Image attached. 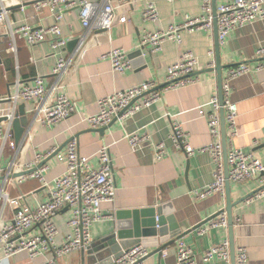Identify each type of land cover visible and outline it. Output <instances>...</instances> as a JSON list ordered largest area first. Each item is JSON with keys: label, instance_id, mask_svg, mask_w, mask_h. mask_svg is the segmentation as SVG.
<instances>
[{"label": "crops", "instance_id": "0c3cea01", "mask_svg": "<svg viewBox=\"0 0 264 264\" xmlns=\"http://www.w3.org/2000/svg\"><path fill=\"white\" fill-rule=\"evenodd\" d=\"M33 1L35 0L25 1L23 4L25 9L20 5L11 7L10 21L18 24L33 16ZM149 1L158 5L160 21L157 23L144 22L141 19L140 5L114 0V3L121 4L118 10L120 22L107 31L93 30L89 35V48L84 58L75 61V65L64 75V91L76 102L77 112L51 128L38 127L34 138L26 147L27 159H30L37 150L48 151L53 147H61L78 134L80 153L91 157L92 164L98 166L97 151L101 145L111 146L113 178L117 190L115 200L103 204V212L112 215V219L94 224L92 228L94 242L91 248L80 249L61 257L58 264H91L95 256L103 258L104 264H109L111 258L122 250L118 246L108 245L107 242L116 228V212L147 207H155L156 214L159 215H175L179 233H185L182 240L196 251V264H225L222 260L205 261L203 252L222 242L227 235L230 240V232L219 227L210 228L207 233L200 235L193 228L225 208L226 187L224 193L198 197L196 192L214 179V162L208 152H199L188 157L184 151H179L175 147L170 137L173 131L172 120L176 119L182 122L189 132L190 143L195 148L210 144L207 118L199 113L198 106L210 101L216 92L219 93L218 71H208L212 63V57L208 52L215 47L214 31L212 35L204 30L183 31L181 44L166 41L160 53L150 54L144 50L139 56L135 51L139 49L141 34L145 28L157 31L171 24L183 22L186 16L196 17L203 12L202 0H177L174 3L167 0ZM231 1L233 0H216V4L218 7ZM28 21L34 26H39L43 20L36 16ZM45 22L50 23L51 20L48 18ZM61 27L63 35L68 38L81 32L83 26L78 10L67 11L61 21ZM2 42L1 95H7L14 89L17 76L29 84H34L38 74L45 76L48 83L55 81L53 68L56 58L52 56L53 52L48 42L30 47L25 41L18 39L17 54L10 51L6 33L2 35ZM262 45L264 19L233 30L226 42L220 46L221 64L224 66L222 77L233 65L240 63L256 65L261 62L262 59L257 56L256 50ZM113 47L126 49L130 54L133 66L124 74L114 73L110 61L100 58V55ZM72 49L67 46L56 52L62 56H69ZM186 49L191 50L199 58L197 69L199 82L169 90L158 102L145 107L137 114L117 118L104 135L98 131H90L91 128L83 119L86 115L97 112L99 98L144 80H154L161 87L167 81V68L175 63L181 52ZM232 89V100L239 107L237 118L239 134L233 143L247 152L256 151L264 162V69L234 79ZM1 105L3 111H8L9 102H3ZM30 108L31 104L25 103L26 113ZM30 116L29 114V118ZM134 131L141 134L147 132L155 141H164L168 146V154L161 161H156L154 149L150 146L133 151L123 137L127 132ZM47 163L50 165V169L46 171L48 178L56 177L66 169V165L60 163L56 156L47 159ZM259 186L258 177H253L243 184L230 182L232 202L248 197ZM22 191L28 193L26 200L31 206L46 198V191L43 188L39 189V184L35 180L26 181L20 188L12 189L13 195H18ZM233 214L235 249L240 246L248 249L249 264H264V197L253 202L246 199L241 201L233 208ZM70 215V210L64 209L56 218L59 228L58 241L64 239V235L69 231ZM237 218L240 221L236 224ZM177 242L166 246L162 253H151L145 264H175ZM44 258L45 256H42L31 260L26 253L17 254L6 259L4 264H38Z\"/></svg>", "mask_w": 264, "mask_h": 264}, {"label": "built area", "instance_id": "2783aa9c", "mask_svg": "<svg viewBox=\"0 0 264 264\" xmlns=\"http://www.w3.org/2000/svg\"><path fill=\"white\" fill-rule=\"evenodd\" d=\"M25 1L27 0H0V47L3 43V33L8 35L9 49L14 54L18 51V39L25 41L30 47L48 42L53 52L52 56L56 58L53 68L56 79L53 83H48L45 76L38 74L34 84H29L17 76L14 89L7 95L0 94V264H4L8 258L24 253L31 260L45 256L38 264H58L61 257L80 249L91 248L94 242L92 235L94 224L112 219V215L103 212V204L114 201L117 190L113 178L111 146L101 145L97 151L98 166L92 164L91 157L80 153L75 135L62 150L59 151L60 147H53L48 151L39 149L30 159H27L26 147L34 138L38 127L51 128L77 112L76 102L64 91V75L75 65V61L84 58L89 48V35L93 30L107 31L120 22L118 10L121 4L114 3V0H35L32 2L34 13L30 18L40 17L42 23L34 26L28 18L24 22L14 24L9 19V10L17 5L25 9L23 5ZM124 1L141 6V19L144 22L160 21L157 3L149 0ZM202 1L201 15L186 16L183 22L171 24L157 31L145 28L141 34L139 49H142V52L146 50L150 54H158L166 41L181 44L183 31L204 30L212 35L215 19L213 0ZM73 9L78 10L83 30L68 38L63 35L61 21L65 18L66 12ZM48 18L51 20L50 23L45 22ZM216 18L219 42L222 45L233 30L264 19V0H233L222 3L217 7ZM71 39H76L77 43L69 56H62L56 52L66 48ZM256 53L262 59L256 65L240 63L225 71L222 77V103L219 93L216 92L210 101L198 106L199 113L207 118L210 144L195 148L190 143V134L183 123L176 119L172 120L173 131L170 137L175 147L179 151H184L188 157L199 152H208L214 162V179L196 192L200 198L213 193H224L226 187L222 108L225 110L227 125L228 179L234 184H243L253 177H258L259 188L246 200L253 202L264 197V162L256 151L247 152L233 143L239 134L237 125L239 107L232 100V82L239 76L264 69V45L259 46ZM208 54L212 57L210 67L213 68L215 47L210 49ZM100 58L109 60L112 71L116 74H124L133 66L128 51L122 48H110L100 55ZM198 66V56L191 50H183L179 59L167 68V81L164 85L159 87L154 80H144L126 89L115 90L99 98L97 112L86 115L83 121L92 129L109 126L115 118L133 116L158 102L169 90L199 82ZM3 102H9L8 111L2 110ZM21 102L31 104L28 110L31 116L21 141L16 143L13 123L19 117ZM123 138L133 151L142 150L146 146L152 147L156 161L164 159L169 152L164 141H155L147 132L142 134L137 131L127 132ZM54 154L60 163L66 165V169L56 177L48 178L46 171L50 169V165L47 159ZM24 171L28 172L15 176ZM29 180H35L39 184V189L43 188L46 191V198L35 206L27 202L28 193L23 191L18 195L12 193L13 188L18 189ZM64 209L71 212L68 220L69 231L64 235V239L58 241L59 228L56 218ZM239 221L237 218L236 224ZM228 226V215L223 211L195 230L202 235L210 228L222 227L228 230ZM177 241L175 264H196V251L182 238ZM235 250V264H249L248 249L240 246ZM150 251L149 247L142 243H135L129 248L122 249L119 255H114L109 264H145L146 258L151 254ZM203 259L208 262L222 260L225 264H232L229 236L227 235L219 244L206 249L203 252Z\"/></svg>", "mask_w": 264, "mask_h": 264}, {"label": "water", "instance_id": "95a60500", "mask_svg": "<svg viewBox=\"0 0 264 264\" xmlns=\"http://www.w3.org/2000/svg\"><path fill=\"white\" fill-rule=\"evenodd\" d=\"M217 14V4L216 0L213 2V15H214V36H215V67L209 68L208 71H218L219 74V96L221 103L223 102V89H222V69L223 65L221 64V54H220V42L218 36V20L216 18ZM77 43L76 39H71L68 43V48L71 50ZM137 55H142V49H138L135 51ZM130 56V54H129ZM19 117L15 119L13 123V131L15 132L14 138L15 142L19 143L21 141L22 136L24 135L25 128L28 126L30 122L29 115L26 113L25 103H21L19 106ZM115 118L109 126L116 120ZM221 125H222V142L224 143V160H225V175L227 178L226 181V196H227V204L223 210L219 213L225 211L228 215V231L230 232V250L232 251V264H235V247L233 242L234 237V218H233V208L245 200L247 197H243L236 202H232L230 196V179H228V161H227V151H228V143H227V125L225 122V110L222 108L221 110ZM109 126L100 127V128H92L90 131H98L102 135L105 134L106 130L109 129ZM78 134L76 135V137ZM70 141V139L68 140ZM64 143L59 148V151L65 148L64 146L68 143ZM56 154L52 155L50 158L54 157ZM49 158V159H50ZM28 171H24L19 174H15V176H21L22 174ZM169 205V204H168ZM217 215L203 221L198 226L193 228L196 229L200 227L202 224L208 222L211 219L219 216ZM117 224L112 236L107 240L108 245L110 246H118L120 249H126L131 247V245L135 243H142L145 247L153 248L151 253H162L166 246L175 243L178 239L184 237L185 233H179V225L176 221L175 215H159L156 214L155 207H147V208H136L130 210H118L116 212ZM157 217L158 220H157ZM159 226V227H158ZM121 253V252H120ZM119 253V254H120ZM116 254L115 256L119 255ZM91 264H104V261L99 257L95 256L92 258Z\"/></svg>", "mask_w": 264, "mask_h": 264}]
</instances>
